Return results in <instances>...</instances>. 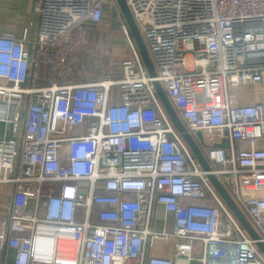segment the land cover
Here are the masks:
<instances>
[{
	"label": "built area",
	"instance_id": "obj_1",
	"mask_svg": "<svg viewBox=\"0 0 264 264\" xmlns=\"http://www.w3.org/2000/svg\"><path fill=\"white\" fill-rule=\"evenodd\" d=\"M113 1L41 0L32 40L0 35V264H264L153 84L264 243V0H126L155 78ZM86 24L122 33L119 79Z\"/></svg>",
	"mask_w": 264,
	"mask_h": 264
},
{
	"label": "crops",
	"instance_id": "obj_2",
	"mask_svg": "<svg viewBox=\"0 0 264 264\" xmlns=\"http://www.w3.org/2000/svg\"><path fill=\"white\" fill-rule=\"evenodd\" d=\"M41 0H0V35H14L17 38H22L23 35L27 32V38L32 40L37 33V25L39 21V16L37 12V8L40 4ZM106 15L111 19L113 26L117 31L120 30L121 22L126 23L124 15L117 3L114 0L110 3L106 8ZM122 20V21H120ZM128 26V25H127ZM86 30V37L88 38L91 48L99 46V44H105L106 48L110 49L114 55L121 56L124 55L122 59L117 58L115 60V65L113 67L112 78L119 79L122 77L121 73V61L128 56L126 50V43L124 39H117L115 35L111 36L105 27L94 26L90 24L85 25ZM92 58L94 60H98L99 56L91 50ZM96 55V57L93 56ZM81 65H86L87 62H84V56L81 54ZM102 62L104 63V58H102ZM93 67V63L91 64ZM49 73L48 68L45 66H41L40 74L37 80V86H43L48 83V77H46V73ZM101 71L94 72V77L92 79L96 81L99 78L105 77L104 75L100 74ZM50 74V73H49ZM75 81V79H73ZM2 124L4 125L2 128ZM4 129V130H3ZM11 137L10 132L6 124L0 122V139L1 138H9ZM238 146H241L238 145ZM3 193V191H2ZM1 196V191H0ZM1 198V197H0ZM161 227V225H158ZM13 259V253L10 255V260Z\"/></svg>",
	"mask_w": 264,
	"mask_h": 264
},
{
	"label": "water",
	"instance_id": "obj_3",
	"mask_svg": "<svg viewBox=\"0 0 264 264\" xmlns=\"http://www.w3.org/2000/svg\"><path fill=\"white\" fill-rule=\"evenodd\" d=\"M116 1L124 15V18L130 30L131 36L135 42V45L138 49V52L142 58V61L145 65V68L147 69L149 76L151 78H155L157 74H156L154 63L152 61V57L150 55L146 42L138 28V25L126 3V0H116ZM153 84H154L156 93L158 95V98L166 114L168 115L171 123L173 124L177 132L180 134V136L184 139V141L190 148L191 152L193 153L196 160L199 162L204 172L207 173L208 179L210 180L213 187L216 189V191L220 195L221 199L225 202V204L229 207L232 213L236 216V218L238 219L240 224L243 226L247 234L251 237V239L256 241V245L258 249L264 255V243L260 241V237L255 231L254 227L252 226L251 222L248 220L244 212L234 201V199L232 198L228 190L225 188V186L221 183V181L214 174H212L211 166L209 162L207 161L197 140L195 139L193 135L190 134V132L187 130L186 126L184 125L180 117L178 116L177 112L175 111L171 103V100L169 99L161 83L158 81H154ZM197 138L201 140L202 135L200 132L197 133ZM217 146L222 147V148H229L230 146L229 140L225 139Z\"/></svg>",
	"mask_w": 264,
	"mask_h": 264
},
{
	"label": "rangeland",
	"instance_id": "obj_4",
	"mask_svg": "<svg viewBox=\"0 0 264 264\" xmlns=\"http://www.w3.org/2000/svg\"><path fill=\"white\" fill-rule=\"evenodd\" d=\"M116 38L119 40V39H124V37H123V35H122V33H120V32H118V34H117V36H116ZM92 45V44H91ZM99 47H105V44H99ZM93 49V48H92ZM126 50H128V48H127V46H126ZM89 53H92V52H89ZM113 54V57H114V59L116 60L117 58H119V59H122L123 57H124V55H121L120 57L119 56H116V54L114 55V53H112ZM127 54H128V52H127ZM93 56L94 57H96V55L95 54H93ZM81 58H83V57H81ZM187 63H188V66H192V59L191 58H189L188 59V61H187ZM147 70V69H146ZM110 71H112V69H110ZM107 72H108V70H107V61H106V66H105V71H103V72H101V74L102 75H105V74H107ZM46 77H48V75L50 76V74L47 72L46 73ZM4 125L2 124V128H4L3 127ZM4 130V129H3ZM195 137V139L197 140V142L200 144V146H201V143H200V140L197 138V136H194ZM263 141H260L259 143L261 144ZM222 183V182H221ZM223 184V183H222ZM225 184V183H224ZM223 184V185H224ZM225 186H226V184H225ZM228 186V185H227ZM226 186V189L227 190H229L230 189V187L228 186L227 187ZM0 191H1V198H0V208H2V207H4L5 205H6V198H5V194H6V192H4V190H1L0 189ZM2 191H3V193H2ZM11 255V254H10Z\"/></svg>",
	"mask_w": 264,
	"mask_h": 264
},
{
	"label": "bare ground",
	"instance_id": "obj_5",
	"mask_svg": "<svg viewBox=\"0 0 264 264\" xmlns=\"http://www.w3.org/2000/svg\"><path fill=\"white\" fill-rule=\"evenodd\" d=\"M1 189V188H0ZM2 190V189H1Z\"/></svg>",
	"mask_w": 264,
	"mask_h": 264
}]
</instances>
